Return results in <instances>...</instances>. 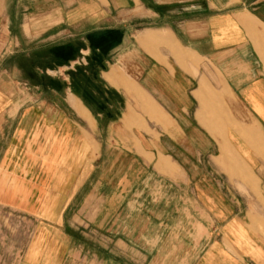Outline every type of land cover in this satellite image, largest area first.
Segmentation results:
<instances>
[{"label": "crops", "instance_id": "1", "mask_svg": "<svg viewBox=\"0 0 264 264\" xmlns=\"http://www.w3.org/2000/svg\"><path fill=\"white\" fill-rule=\"evenodd\" d=\"M71 1L76 4L69 5L64 18L91 25L81 31L76 55L59 66L63 100L72 112L53 107L46 96L21 95L0 77V205L45 219L63 208L64 218L88 182L87 193L70 216L78 224L90 215L86 206L97 200L91 222L104 225L117 200L127 203L133 197L138 181L155 180L151 169L167 172L177 182H191L189 175L182 176L187 169L174 151L185 148V136L201 134L208 142L199 150L211 155L214 147L233 167L235 183L245 182L249 189L236 190L229 208L227 198L212 191L211 175L193 182L192 207L212 220L215 233L186 263L264 264V195L259 189V184L264 187V20L234 9L231 0ZM100 8L109 16L107 23ZM3 11L0 0V22ZM138 15L174 19L132 28L130 22ZM91 48L105 63L97 71L102 93L97 84L73 87L66 72L86 66ZM92 65L81 69L88 74ZM102 119L108 121L100 123ZM128 130L134 136L109 160L110 175L92 180L104 139H126ZM116 170L123 171L118 179ZM121 183L123 189L116 190ZM100 184H107L106 192L99 191ZM140 187L142 197L146 186ZM148 187L141 215L153 214ZM242 191L249 199L246 207L240 205ZM101 198L107 203L103 213ZM175 211L171 208V215H180L178 204ZM184 213L196 212L187 207Z\"/></svg>", "mask_w": 264, "mask_h": 264}, {"label": "rangeland", "instance_id": "2", "mask_svg": "<svg viewBox=\"0 0 264 264\" xmlns=\"http://www.w3.org/2000/svg\"><path fill=\"white\" fill-rule=\"evenodd\" d=\"M71 4L75 5L76 1L4 0V20L0 22V77L10 81L19 94L46 96L52 99L53 107L67 113H71L72 109L63 100L65 81L59 66L76 55V43L80 41L81 31L91 27L90 23L83 19L77 23L75 17L70 20L74 22L64 18L66 11L72 9V6L69 7ZM231 5L234 9L258 15L264 20V0H231ZM162 9L165 15H170L168 8ZM137 10L142 11L140 8ZM45 11L48 14H45ZM103 12V8H100V13ZM143 12L146 11L143 10ZM104 14L103 20L107 23V20L110 21L106 19L109 16L106 12ZM151 16L138 15L130 22L131 27L162 24L174 19L168 16L160 19L155 15ZM62 18L64 21H61ZM261 29V34H264V25ZM115 33L112 32V34ZM105 40L100 41L105 42ZM89 41L91 42L90 38ZM91 51L87 55L89 63L86 66L77 65L76 71L69 69L66 72L69 73L73 87L80 88L88 83L97 84L96 90L102 93L97 71L99 67H104L105 63H102L101 54L95 55L92 48ZM91 64H94L90 67L93 69L92 72L90 69L88 74L82 71L81 67L89 68ZM208 64L211 65L209 62ZM94 80L96 82L92 83ZM35 84L37 86H33ZM109 96L112 99L115 98L112 94ZM232 100L236 103L233 97ZM107 121L102 119L100 123ZM128 132L126 139L123 135L104 139L99 157L100 163L90 177L92 180L95 181L97 175L105 177L110 175L109 160L124 148L125 140L130 141L134 136L129 130ZM109 142L117 147L114 149ZM185 142L187 143L185 148L174 152L187 169V173L182 172V176L189 175L191 182H186L188 179L185 182H177L167 178L173 177L171 174L151 169L150 174L154 175L155 180L149 184L145 183V180L142 183L138 181L133 197L127 203L123 202L122 198L120 201L117 200L116 207L113 209L115 213L111 215L109 222L106 219L104 225L101 222L98 225L97 220L93 224L91 222L93 206H96L97 200L92 201L93 206H86L90 215L78 219V224L70 216L79 204L80 196L87 193L90 186L88 182L83 185L78 198H74L67 206L64 218L63 208L58 216L45 219L0 205V264H109V262L113 264H187V257L193 252L197 255L202 246L213 239L215 233L212 220L192 207L193 182L204 175L206 177L211 175L212 191L227 198L226 201L222 200L229 208H231L230 198H235L236 190L246 192L249 186L245 182L241 185L235 183L233 167L227 164L226 159L214 147L210 150L211 155L208 154L209 152L199 150L208 142V136L201 134L185 136ZM230 155L235 156L233 153ZM191 162L194 165L190 164ZM91 164L87 165V171L91 168ZM116 172L118 179L123 171L116 170ZM140 184L142 188L146 186L142 193L144 202L147 195L146 188L149 186V205L154 206L153 214H140V205L143 201L140 196ZM121 187L122 183L116 187V190L123 189ZM259 189L264 195L263 185L259 184ZM106 190L107 184L104 186L100 184L99 191L106 192ZM243 191V203L240 200L239 202L241 207H246L249 199ZM218 196L213 198L215 203L220 201V195ZM157 203L159 207L155 208ZM177 204L180 215H171V208L176 212ZM99 205L103 213L107 203L101 198ZM249 205L253 206L250 203ZM187 207L196 212L194 216L184 213ZM262 209L264 210L263 207ZM156 212L159 213L156 214ZM63 228L67 230L63 232Z\"/></svg>", "mask_w": 264, "mask_h": 264}]
</instances>
